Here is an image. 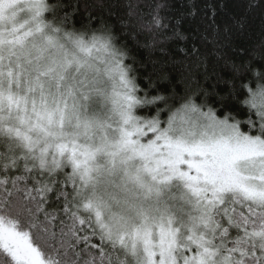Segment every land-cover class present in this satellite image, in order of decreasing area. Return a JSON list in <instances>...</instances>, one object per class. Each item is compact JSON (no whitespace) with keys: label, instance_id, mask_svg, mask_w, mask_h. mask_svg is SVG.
I'll use <instances>...</instances> for the list:
<instances>
[{"label":"snow or ice","instance_id":"6c2138e0","mask_svg":"<svg viewBox=\"0 0 264 264\" xmlns=\"http://www.w3.org/2000/svg\"><path fill=\"white\" fill-rule=\"evenodd\" d=\"M181 6L141 27L188 80L247 20L228 0ZM95 7L140 20L134 0ZM77 14L0 0V264H264V58H227L225 88L197 103L163 94L156 62L140 75L114 25Z\"/></svg>","mask_w":264,"mask_h":264},{"label":"trees","instance_id":"16d2710c","mask_svg":"<svg viewBox=\"0 0 264 264\" xmlns=\"http://www.w3.org/2000/svg\"><path fill=\"white\" fill-rule=\"evenodd\" d=\"M64 2H68V0H64ZM73 2L78 4V14L74 17V20L77 21V27H80V22L87 20L89 13L102 17L109 24L115 26V30L120 36V45L128 50L130 59L127 62L130 64L134 62V66L139 69L140 75H143L145 70L151 71L152 62H156L158 69H163L160 75L164 78L160 80L158 87L165 95L173 92L179 93L181 96L194 94L197 103H199L201 100L199 93L202 91L211 94L225 88L224 81L228 80L230 76L225 67L227 58L230 57L239 62L255 57L254 64H258L261 58H264V9L257 8L246 14L244 11L245 0H228L229 10L237 16L246 15L247 22L243 28L233 29L232 34L227 38V43L221 50L224 59L210 55L206 67L202 66L195 70L188 80H185L184 77L187 74L182 69L174 66L171 62L165 63L167 57L148 47L152 39L151 33L141 27V24L146 25L151 22L157 4L168 5L167 8L160 9V15L170 17L171 19L166 22L174 24L176 17L182 12L188 11L187 8L181 6L185 0H134L139 5L140 13V20L135 22L134 28H122L114 16L95 7L101 0H73ZM103 2L112 3L113 0H103ZM118 2L123 5L126 0H118ZM205 2L206 0H195L197 9L203 8ZM237 3L240 5L239 7H236ZM116 11L123 19H128L126 8L121 7ZM180 27L185 34L191 33L197 27L202 30L200 12L198 11L195 19L186 18ZM188 43L190 44L191 40ZM197 44L201 47V51H211L206 49L199 40H197ZM174 48L175 45H169L170 52ZM240 50L244 51L241 52Z\"/></svg>","mask_w":264,"mask_h":264}]
</instances>
